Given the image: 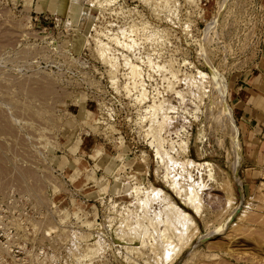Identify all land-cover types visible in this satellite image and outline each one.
<instances>
[{
	"label": "rangeland",
	"instance_id": "rangeland-1",
	"mask_svg": "<svg viewBox=\"0 0 264 264\" xmlns=\"http://www.w3.org/2000/svg\"><path fill=\"white\" fill-rule=\"evenodd\" d=\"M263 35L256 0H0V264H264Z\"/></svg>",
	"mask_w": 264,
	"mask_h": 264
},
{
	"label": "crops",
	"instance_id": "crops-1",
	"mask_svg": "<svg viewBox=\"0 0 264 264\" xmlns=\"http://www.w3.org/2000/svg\"><path fill=\"white\" fill-rule=\"evenodd\" d=\"M241 84L232 99L233 111L242 134L264 133V50L263 57L250 72L240 79Z\"/></svg>",
	"mask_w": 264,
	"mask_h": 264
},
{
	"label": "bare ground",
	"instance_id": "bare-ground-1",
	"mask_svg": "<svg viewBox=\"0 0 264 264\" xmlns=\"http://www.w3.org/2000/svg\"><path fill=\"white\" fill-rule=\"evenodd\" d=\"M109 1H110V0H109ZM193 1H194V0H193ZM98 2H99V1H98ZM104 2H105V1H104ZM106 2H107V1H106ZM111 39H115V40H116L115 42H117V43H119V44L121 45V41H120V39H119L117 36H116V37H111ZM97 41H99V39H98ZM97 41H96V42H97ZM101 41H102V40H101ZM101 41H100V45H101V47H100V53H101V55H102L103 57H104V56H105V57H106V56L108 57V48H107V45H105V43H102ZM98 44H99V43H98ZM122 44H123V43H122ZM124 45H125V46H128V47H129V46L131 47V44H128V43H126V42L124 43ZM122 46H123V45H122ZM125 46H124V47H125ZM130 47H129V48H130ZM110 58H113V57L110 56ZM110 60H111V59H110ZM148 60H149V59H148ZM124 61H125V60H124ZM110 62H111V61H110ZM110 62H109V63H110ZM129 63H130V62H128V64H129ZM111 66H114V67H115V66H116L115 62H114L113 64H111ZM130 66H131V69H130V70H131V72H132L131 77H132L133 84H134L135 86H137V80H136L137 78H136V77H138L137 75L139 74V66L136 65V64H131ZM131 72H130V73H131ZM199 73H200V71H199ZM200 74H202V72H201ZM203 74H204V72H203ZM203 74H202V75H203ZM139 83H140V82H139ZM215 83H216V82H215ZM218 84H220V87H221V88H220V89H221V93H225V90H226V84H224V83H222V82H221V83L219 82ZM139 85H140V84H139ZM50 86H51V85H50ZM139 87H140V86H139ZM45 88H46V87H45ZM196 88H197V86H196ZM40 89H41V88H40ZM203 89H204V88H203ZM43 90H44V89H43ZM142 94H144V92H143ZM220 96H221V95H220ZM223 99H224V98H223ZM219 101H220V105H222V103H223L222 98H221V100H219ZM158 106H159V104H155V102H154L152 105L150 104V108L153 110V112L158 110V109H157ZM218 107H219V106H218ZM156 109H157V110H156ZM155 114H156V113L154 112V114H152V115H155ZM215 115H216V113H215ZM153 117H154V116H153ZM218 117H219V116H218ZM166 118H167V116H164L163 121H165ZM215 118H216V117H215ZM217 119H219V118H217ZM219 120H220V119H219ZM152 122L154 123V121H152ZM217 122H218V121H217ZM162 123H164V122H162ZM162 123H161V124H162ZM161 124H160V126H161ZM151 125H153V124H151ZM162 125H164V124H162ZM160 128H161V127H160ZM161 129H162V128H161ZM149 130H150V129H149ZM229 132H230L229 134H230V136H231V139L234 140L235 143L238 145L237 148H238V149H241V143H240V141L238 140V138L236 137V135L233 134V132L231 133V131H229ZM154 136H155V135H154ZM234 169H236V167H235ZM191 188H193V187H191ZM194 189H195V188H193L191 191H190V190H189V191H190L191 193L194 194V192H195ZM193 190H194V192H192ZM155 191H156V189L154 190V193H156ZM157 191H159V190L157 189ZM179 191H180V190H179ZM196 192H197V191H196ZM196 192H195L194 195H197V194H198V193H196ZM157 193H158V192H157ZM193 194H191V195H192L193 198H194V195H193ZM188 195L190 196V194H188ZM189 196H188V197H189ZM190 197H191V196H190ZM195 197H196V196H195ZM193 198H191V199H193ZM189 199H190V198H189ZM192 201H193V200H192ZM190 202H191V201H190ZM194 202H195V200H194ZM169 203H170V204L172 203V204L174 205V202H171V201H170ZM187 203H188V202H187ZM192 203H193V202H192ZM194 204H197V203H194ZM168 205H169V204H168ZM189 205H190V204H189ZM198 205H199V204H198ZM198 205H197L196 207H194L196 210L198 209V208H197ZM170 206H171V205H170ZM166 207H168V206L166 205ZM175 207H176V204H175ZM238 207H239V206H236L235 209H237ZM199 208H200V205H199ZM168 209H170V208H168ZM177 209H178V208H177ZM180 210H181V209H180ZM180 210H177V211L175 210V212H176L175 215L177 216V218H178V216L181 217V218H182V216H188V215L191 216V215L188 214L186 211H185L184 213H182V216H181L180 213H181L182 211H181V212H178V211H180ZM172 211H173V209H172ZM172 211H171V209H170L169 212H172ZM172 213H173V212H172ZM172 213H170V217H171V215L175 216L174 213H173V214H172ZM178 213H179V215H177ZM167 216H169V215H167ZM63 218H64V217H63ZM173 218L176 219V217H173ZM183 218H184V217H183ZM168 219H169V217H168ZM184 219H185V218H184ZM187 219H188V218H186V220H187ZM191 219H192V218H191ZM169 220H170V219H169ZM169 220H168V221H169ZM168 221H167V222H168ZM170 221H172V220H170ZM170 221H169V224H170ZM182 221H183V220H182ZM188 222H193V221H192V220H191V221L189 220V221H187V223H188ZM181 223H182V222H181ZM187 223L185 222V223H183V225H184V227L187 225V229H188L190 224H187ZM150 224H151V223H150ZM172 224H173V222H172ZM140 225H141V224H140ZM166 225H167V224H166ZM173 225H174V224H173ZM135 227H136V226H134V228H135ZM138 228H139V227H138ZM185 228H186V227H185ZM181 229L183 230V227H182ZM135 230H136V229H135ZM178 230H179V229H178ZM136 231H137V230H136ZM183 231H184V230H183ZM186 231H187V230H186ZM178 232H179V231H178ZM176 234H177V232H176ZM170 236H171V235H170ZM170 236H169V235H166V236H164V239H166L167 242H169V241H173L174 239L169 240L170 238H172V237H170ZM173 242H174V241H173ZM173 242H171V243L174 244ZM96 243H97V241H96ZM175 243H176V242H175ZM168 245H169V244H168ZM91 246H92V245H91ZM166 246H167V245H166ZM173 246H174V245H173ZM173 246H172V248H173ZM169 247H170V245H169ZM172 248H171V249H172ZM176 248H177V243H176V247H175V249H176ZM175 249H174V250H175ZM89 250H90V249H89ZM94 250H95V249H94ZM169 250H170V249H169ZM174 250H173V251H174ZM92 251H93V250H92ZM167 251H168V250H167ZM90 252H91V251H90ZM171 252H172V251H170V253H171ZM88 253H89V252H88ZM167 253H169V252H167ZM87 256H88V255H87ZM87 256H86V257H87ZM90 256H91V255H90Z\"/></svg>",
	"mask_w": 264,
	"mask_h": 264
},
{
	"label": "built area",
	"instance_id": "built-area-1",
	"mask_svg": "<svg viewBox=\"0 0 264 264\" xmlns=\"http://www.w3.org/2000/svg\"><path fill=\"white\" fill-rule=\"evenodd\" d=\"M257 3V11L259 12V19L261 21V24L263 26L264 31V0H256ZM263 43H264V35H263ZM264 49V46H263Z\"/></svg>",
	"mask_w": 264,
	"mask_h": 264
}]
</instances>
